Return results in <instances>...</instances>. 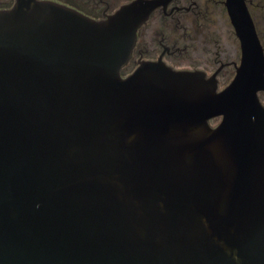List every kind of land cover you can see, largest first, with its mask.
Returning <instances> with one entry per match:
<instances>
[{"label":"water","instance_id":"water-1","mask_svg":"<svg viewBox=\"0 0 264 264\" xmlns=\"http://www.w3.org/2000/svg\"><path fill=\"white\" fill-rule=\"evenodd\" d=\"M167 1L0 9V264H264L255 25L226 0L240 58L222 89L161 57L122 76Z\"/></svg>","mask_w":264,"mask_h":264},{"label":"rangeland","instance_id":"rangeland-1","mask_svg":"<svg viewBox=\"0 0 264 264\" xmlns=\"http://www.w3.org/2000/svg\"><path fill=\"white\" fill-rule=\"evenodd\" d=\"M71 4H67L69 6H78L74 7L79 11L94 17L96 19L103 18L102 12L106 9L107 13H112L116 10L121 3H127V0H114L108 6L105 7L104 5L99 3V0H67ZM251 11L253 12L255 22L257 25V29L260 30L261 38L264 41V0H253ZM259 1V5H256V2ZM13 3V0H0V8H7L10 7ZM4 4V6L2 5ZM263 5V6H262ZM109 10V11H108ZM209 17L210 18L209 24L204 26L201 30H197V32H204L205 38L199 39V34H196V39L192 40L188 37V34H193L192 26L188 27V34H185L187 38L184 39L182 35L184 32L182 28H177L175 26H167L166 24L157 28L156 32H164L165 34H169L174 36L178 39V46L186 47L183 48L181 51H177L172 54H167L164 58V61L167 65H170L174 69H200L206 72L207 75H211L213 72L217 70L221 63H227L226 66L223 67L222 70L217 72V86L218 89H222L225 87L230 80L233 78L235 67L234 64L239 62L240 58V48H239V41L234 33L233 26L230 23L228 14L224 11L222 5L216 7L215 2L211 3L209 6ZM154 25L155 22H154ZM194 30V28H193ZM150 31V30H149ZM152 31L150 34H146V40H148L151 36H153ZM207 36L209 38H207ZM152 44L149 46L150 48L155 49V51L148 52L153 53V60L155 57V52H160L161 47L157 44V37L153 36ZM155 46H157L155 48ZM158 54V53H157ZM156 54V56H157ZM137 57L134 56L130 58L126 64V66L122 67L121 75L126 76L130 74L137 66ZM144 60H148L143 58ZM258 97L262 104L264 105V92H259ZM220 118H213L209 120L211 126H215L219 122Z\"/></svg>","mask_w":264,"mask_h":264},{"label":"flooded vegetation","instance_id":"flooded-vegetation-1","mask_svg":"<svg viewBox=\"0 0 264 264\" xmlns=\"http://www.w3.org/2000/svg\"><path fill=\"white\" fill-rule=\"evenodd\" d=\"M113 1L114 0H99V3L102 4V6L104 5L105 7H109L108 5L112 3ZM213 2H215L216 7H219L220 5H222L224 8V11L227 13L224 0H170L169 3L165 7L158 6L157 8H155L150 13L147 20L138 28L137 35H136V42L132 49V54L130 58H133L134 56H136L138 58L137 59L138 63L139 61L144 60L143 58L148 59V60H153L152 59L153 53H150V55H148V52L155 51V49L150 48L151 47L150 45L152 44V38L154 39L153 36L157 37V44L158 46L161 47L160 52H155L156 54L158 53L157 56L156 54L154 56L155 57L154 59L156 60L159 57H161V59L164 61V58L167 56V54H172L177 51H181L183 48H186V47L178 46V39L174 36V34L173 36H171L169 34H165L164 32L162 33L156 32L157 30L155 29L160 28L161 26L165 24L167 26L173 25L179 29L182 28L183 31H185L184 35H182L184 39V43H185V39L187 38L185 34H188V30H189L188 27L190 25L192 26L191 28L193 31V34H188V37L190 39L192 40L196 39V34L200 35L198 37L199 39L205 38V33L197 32V30L199 29L202 31V29L206 25V22L207 24H209L208 20L210 18H207V17H209V14H208L209 6ZM245 3L247 5L251 18L255 25L257 35L260 39V42H261V45L264 51V41L261 38L260 30L257 29L255 18H254L253 12L251 11V6H252V3H254V1L245 0ZM259 3L260 2L257 1L256 5H259ZM2 5L4 6V4ZM0 9H3V8H0ZM106 9L102 12V17H105L107 14H109L106 12ZM154 22L156 25H154ZM149 30L154 33H153V36H151L148 40H146V34L147 33L150 34ZM207 38L209 37L207 36ZM156 47L157 46H155V48ZM226 64L227 63H221L219 67L217 68L218 72L222 70L223 67L226 66Z\"/></svg>","mask_w":264,"mask_h":264},{"label":"trees","instance_id":"trees-1","mask_svg":"<svg viewBox=\"0 0 264 264\" xmlns=\"http://www.w3.org/2000/svg\"><path fill=\"white\" fill-rule=\"evenodd\" d=\"M57 1H63V2H65V3H67V4H71L70 2H68L67 0H57ZM74 7H78V6H74ZM79 9V8H78ZM82 11V10H81ZM126 66V65H125Z\"/></svg>","mask_w":264,"mask_h":264},{"label":"bare ground","instance_id":"bare-ground-1","mask_svg":"<svg viewBox=\"0 0 264 264\" xmlns=\"http://www.w3.org/2000/svg\"><path fill=\"white\" fill-rule=\"evenodd\" d=\"M168 2H169V0L167 1V4H168ZM224 2H225V3H224V4H225V7H227V4H226L227 1L224 0ZM167 4H166V5H167ZM159 6H163V4H161V5H159ZM157 7H158V6H157ZM157 7H156V8H157ZM237 64H238V63H237Z\"/></svg>","mask_w":264,"mask_h":264}]
</instances>
